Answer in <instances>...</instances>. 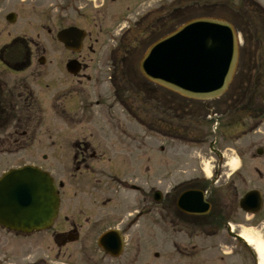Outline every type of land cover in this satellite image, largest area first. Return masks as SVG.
Returning a JSON list of instances; mask_svg holds the SVG:
<instances>
[{
    "label": "flooded vegetation",
    "instance_id": "obj_1",
    "mask_svg": "<svg viewBox=\"0 0 264 264\" xmlns=\"http://www.w3.org/2000/svg\"><path fill=\"white\" fill-rule=\"evenodd\" d=\"M123 1L0 0L5 68L14 70L22 53L25 69L31 51L55 47L63 53L56 68L49 64L43 72L45 124L41 117L36 123L30 103L22 102L20 94L31 91L26 83L0 85L1 91L15 89L25 105V127L14 142L30 145L40 137L38 129L44 135L47 152L41 157L57 163L52 173L58 198L56 213L40 229L0 224V264H264V135H258L264 132V100L252 96L253 112H238L232 137L251 138L253 150L238 158L234 170L216 156L209 175L166 183L154 172L145 181L143 122L150 108L153 121L147 123L158 124L159 92L145 85L138 63L160 18L157 5L128 17ZM206 1L212 16L233 18L244 39L249 36L251 51L264 52V0ZM73 27L84 35L78 50L55 38ZM227 126L221 116V136ZM160 183L168 185L160 189ZM184 191L194 211L177 203ZM193 191L202 193L205 204Z\"/></svg>",
    "mask_w": 264,
    "mask_h": 264
},
{
    "label": "water",
    "instance_id": "obj_2",
    "mask_svg": "<svg viewBox=\"0 0 264 264\" xmlns=\"http://www.w3.org/2000/svg\"><path fill=\"white\" fill-rule=\"evenodd\" d=\"M80 38L71 30L58 35L67 46L73 39L79 43ZM237 58L233 27L225 20L199 18L152 43L139 68L150 81L181 95L209 99L226 90ZM188 193L181 196L180 203H188ZM192 195L201 201L199 193ZM250 196L241 200L242 206ZM56 203L52 179L36 167L11 169L0 178V222L6 226L22 231L40 228L54 212Z\"/></svg>",
    "mask_w": 264,
    "mask_h": 264
},
{
    "label": "rangeland",
    "instance_id": "obj_3",
    "mask_svg": "<svg viewBox=\"0 0 264 264\" xmlns=\"http://www.w3.org/2000/svg\"><path fill=\"white\" fill-rule=\"evenodd\" d=\"M172 1L173 0H124L120 6L124 7L128 4L130 8L128 10H124L125 14L128 15V17H135L137 16V12L141 14V12H144L143 10L150 8L148 7L149 5H158L159 9H161L163 6H167ZM187 4L190 5L189 0H181V3L178 6L182 8L181 12L183 13H178L179 16L186 17L190 14H193L195 9H190L187 7ZM107 34L110 35L109 32ZM40 39L42 41L43 38L41 37ZM46 39L49 40V37H46ZM111 39L114 38L110 37L108 44L112 46L115 40ZM2 41L3 40L0 42ZM30 53L31 66L22 70L21 72H10L2 64H0V85L3 82L9 83L15 81L18 78L23 80L32 90L36 101L40 104L43 111L41 124H45L47 112L45 101L42 100L43 96L38 94L46 92L44 83L47 81V79L44 77L43 72L45 69L50 70L49 64H52V69H54V67L56 68L62 58L63 53H61L60 50L55 47L48 49L43 54L36 50L31 51ZM41 56L44 57L45 62L40 66L38 59ZM96 58V56L93 57L94 60ZM49 91V93H51L53 90ZM158 92L161 98L168 97V94H170L162 87L158 90ZM174 100L176 101L174 102ZM171 101L173 102V106L176 105L177 107L181 108L186 107V104L183 103V101L172 98L165 99V104L170 105ZM191 104L192 105L187 106L190 119H187L186 112L179 114L177 120L174 116L172 120L173 124L171 127L169 126L170 129L167 131L163 130L167 127L163 125L161 116V109H164V107L160 108L159 117L161 120L160 124L155 123V129L152 130L149 128L147 122L143 123V159L145 181L147 177L150 178L149 181H152L151 179H154V172L160 174L159 178L161 180L166 178V183L171 181L180 183L192 175H199L202 172L204 165L209 166L214 164L213 159H211V157L214 156V153L208 149L210 142H214L213 147L215 149L222 151L224 150L225 146L228 145L231 150L224 151V160L227 162H230L232 159L229 158L235 156L236 154H239L242 157L249 155L253 150V148H249L251 145V138H240L238 141H236L235 138L231 137L235 136V131H237L235 128L227 130V132L225 131L224 136L220 135V125H218L216 130H212L213 123L215 121H219V124H221V119L219 118H221L220 116L224 117L223 114L220 115L221 111H219L220 106L218 104V100L209 102L207 107L199 103ZM189 109H192L190 110L192 114L189 113ZM151 114L152 112L150 115ZM248 127L249 126H246L244 128L248 129ZM37 132L40 133V137L35 140L31 139L32 143L28 145L27 148L14 153L15 155H0V175L9 168L17 167L18 165H22L24 163H31L37 166L42 165L49 170L51 169L54 173L57 171V163L54 162V159L49 158L48 163L46 164L41 159V155L47 152L44 150L42 145L45 137L42 135L40 129H38ZM258 135L262 136L264 135V132H260ZM262 142L263 141L261 140V143ZM48 154L50 156L49 151ZM146 166L149 167L148 170H146ZM242 170L248 169L247 167H244ZM167 185L168 184L160 183L159 187L160 189H164Z\"/></svg>",
    "mask_w": 264,
    "mask_h": 264
},
{
    "label": "trees",
    "instance_id": "obj_4",
    "mask_svg": "<svg viewBox=\"0 0 264 264\" xmlns=\"http://www.w3.org/2000/svg\"><path fill=\"white\" fill-rule=\"evenodd\" d=\"M181 17L183 16L177 15L174 18V22L175 20L177 22L175 25L185 20H181ZM245 39L246 45L241 50V60L232 89L233 103L231 109L239 113L253 112L252 96L260 98L259 102L264 100V52L251 51L249 36L247 35ZM2 104V109L0 108V128L6 126L15 116L11 104L3 101Z\"/></svg>",
    "mask_w": 264,
    "mask_h": 264
},
{
    "label": "bare ground",
    "instance_id": "obj_5",
    "mask_svg": "<svg viewBox=\"0 0 264 264\" xmlns=\"http://www.w3.org/2000/svg\"><path fill=\"white\" fill-rule=\"evenodd\" d=\"M231 165H232V166H234V165H235V164H234V161H232V162H231Z\"/></svg>",
    "mask_w": 264,
    "mask_h": 264
}]
</instances>
